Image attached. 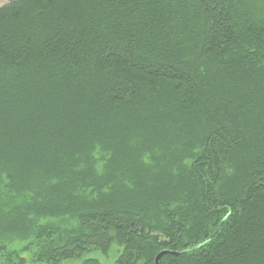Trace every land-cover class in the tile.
I'll return each instance as SVG.
<instances>
[{
	"label": "trees",
	"instance_id": "16d2710c",
	"mask_svg": "<svg viewBox=\"0 0 264 264\" xmlns=\"http://www.w3.org/2000/svg\"><path fill=\"white\" fill-rule=\"evenodd\" d=\"M234 11L0 6L5 264H155L197 245L160 264H264V14Z\"/></svg>",
	"mask_w": 264,
	"mask_h": 264
},
{
	"label": "rangeland",
	"instance_id": "374dc122",
	"mask_svg": "<svg viewBox=\"0 0 264 264\" xmlns=\"http://www.w3.org/2000/svg\"><path fill=\"white\" fill-rule=\"evenodd\" d=\"M7 0H0V6L3 5L4 3H6ZM233 3H234V9H235V20H236V23L241 25V22H240V17H239V11L237 12V9L238 8H246L248 10H254V11H259L261 12L260 14H264V0H233ZM239 3L241 4V6L239 7ZM243 3V4H242ZM262 16V15H261ZM180 22L182 21V17L181 19H179ZM242 20V19H241ZM240 22V23H239ZM156 30V29H155ZM164 41V39L162 40ZM39 40L37 38L36 42L35 43H38ZM118 252V249H117V245L116 246H113L111 252H110V256L107 258L106 256H100L98 254H96V256H99L100 259L103 261V262H108V261H112L116 256H117V253ZM26 255H27V252H26ZM7 258V255L5 252H3V250H1L0 248V264H5V260Z\"/></svg>",
	"mask_w": 264,
	"mask_h": 264
},
{
	"label": "water",
	"instance_id": "95a60500",
	"mask_svg": "<svg viewBox=\"0 0 264 264\" xmlns=\"http://www.w3.org/2000/svg\"><path fill=\"white\" fill-rule=\"evenodd\" d=\"M199 247V245L197 246H194V247H191V248H188V249H185V250H182V251H169V250H164L162 252H160L157 257L155 258V264H160V260L161 258L164 256V255H175V256H178V255H182V254H185V253H188V252H191L195 249H197Z\"/></svg>",
	"mask_w": 264,
	"mask_h": 264
}]
</instances>
